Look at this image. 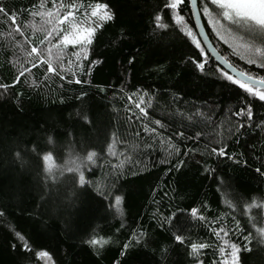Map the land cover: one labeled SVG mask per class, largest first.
<instances>
[{"label":"trees","instance_id":"1","mask_svg":"<svg viewBox=\"0 0 264 264\" xmlns=\"http://www.w3.org/2000/svg\"><path fill=\"white\" fill-rule=\"evenodd\" d=\"M99 2L109 3L114 18L96 29L82 54L86 59L70 52L62 66L47 73V64L29 55L31 47H41L28 28L42 3L51 8L53 0H0L16 17L13 22L0 13V84L12 85L24 73L6 93L0 89V264H42L36 255L42 251L49 253L50 264H119L125 258L130 264H194L190 242L208 244L200 259L219 264L225 240L252 249L241 251V264H264L256 232L264 227V175L256 171L264 172V102L252 101L251 123L233 115L243 94L185 35L177 15L197 36L188 7L178 6L174 15L164 7L167 0ZM199 12L219 54L235 69L264 77V69L216 39ZM189 57L207 59L204 71ZM156 119L163 128L152 123ZM143 124L156 132H145ZM178 131L201 135L185 139ZM220 146L225 157L209 155ZM89 150L97 154L92 161L86 159ZM46 152L53 153L54 176L41 167L39 154ZM80 171L86 189L78 184ZM115 194L122 196L119 204ZM246 205H252L247 213ZM177 209L179 219L165 222ZM211 229L228 235L217 238ZM249 233L252 239L244 241ZM176 234L185 238L183 245L175 242ZM89 237L99 243H83ZM136 239L139 245L130 249L135 257H121L122 245Z\"/></svg>","mask_w":264,"mask_h":264},{"label":"snow or ice","instance_id":"2","mask_svg":"<svg viewBox=\"0 0 264 264\" xmlns=\"http://www.w3.org/2000/svg\"><path fill=\"white\" fill-rule=\"evenodd\" d=\"M178 6L188 7L191 12L190 18H195L197 16V12H193L191 9L194 8L197 11H202L204 18L207 19L208 26L211 27L212 32H214L221 39H223L224 34H228L238 42L237 46L234 47L227 40H224V43L232 49L233 55H239L240 59L246 60L249 65H255L257 68L264 69V0H167V3L164 5L165 8L172 10L174 15ZM53 8L56 9L55 13H53L51 10L46 12V15L49 17L47 23L52 25V27L47 30V34L45 35L44 39L40 41V45L47 43L50 45V47L46 49L41 48L40 51H38V46H35L31 48V52L29 53V55H32L34 61L47 64V73H52L55 71L53 68V61L61 59L62 52V49H57L56 54L53 55L52 47H55V45H52V41L49 39V37L57 35L59 42H61L64 46L74 45L80 46L81 48L86 45L90 46L92 44V38L96 29L102 27L104 23H107L114 18V13L110 8L109 3H102L99 2V0H97V2L94 4L88 5L83 3L77 4L75 0H73L72 3L65 5L63 0H60L59 3H57L56 0H53ZM60 9H64V11L61 12ZM0 13H3L9 19L15 22V13L7 11L2 6H0ZM76 14H80L84 18V23L87 26L77 27L76 24L72 23ZM40 15L44 16L45 13L42 12ZM176 18L179 20L184 19L183 16L178 15ZM160 20L161 16L156 15L155 21L159 22ZM65 21L69 22L71 30H62L58 27V25L63 24ZM158 26L163 27V25ZM17 31H19V28H17ZM181 31H183V29H181ZM61 32L63 34L59 35ZM185 35L191 39V43L195 45L196 49L200 50L199 54L201 57H203L205 49L201 47V42L197 40V36L193 34L191 29H189ZM245 37H247V39H245ZM73 55H76L78 58L86 59V56H82L80 53L74 52ZM221 59H223V57H221ZM189 60L191 64L194 65L195 69H198L201 72L204 71L205 66L208 64L207 59L197 60L189 57ZM96 63L98 62H91L93 65ZM129 63H131V61H129ZM33 66H35V64ZM25 71H27V69H25ZM90 71L91 67L89 68V72ZM233 71H235V69H233ZM217 72L231 85H235L243 94L241 100L238 102L239 111L234 112L233 115L238 118H246V120L251 123L253 118L252 101L258 100L260 102H264V77L254 78L252 74L246 73L245 71H235V76H233L219 67L217 68ZM23 74L24 73L21 72L20 75L16 76L12 82V85L0 84V89L4 90L6 93L9 87H13L15 84L19 83L20 77L23 76ZM61 79H63V77H61ZM71 82L72 81H69V83ZM75 83L79 84L81 81L77 79L75 80ZM262 106H264V104H262ZM135 107L139 110V113H141L143 117H148V113L146 112L145 108L141 106V104L137 103ZM137 119H140V117H137ZM152 123L160 126L161 128L164 127L159 119L152 121ZM243 126L244 125L241 124V127ZM143 130L145 132H156L155 128L149 129L147 124H143ZM176 135L185 139H198L201 133L197 132L195 137H193L186 136L184 131H178ZM48 143H52L51 137L48 138ZM107 149L109 153H112L113 145L108 143ZM101 151H103V148ZM187 154L188 153L185 152V155ZM96 155L97 154L95 151L89 150L86 153V159L88 161H92ZM209 155L225 157L227 153L224 146H220L212 147ZM39 158L44 173L54 176L55 173L52 171V165L49 163L54 159L53 153L46 152L39 154ZM228 159H232V157L228 156ZM161 162L163 163V161ZM183 163L184 161L181 160L175 167H179L183 165ZM79 167V165H76L75 170L79 171ZM73 170L74 169L71 167L67 168V171L69 172H72ZM205 171H210V169L206 168ZM256 171L257 173L264 175V172H261L260 168H257ZM78 184L81 188L85 189L88 184V181L85 179V174L82 171L79 172ZM112 187L115 188V185ZM101 195L102 199H107L110 193ZM114 199L115 202L119 204L122 200V196L115 194ZM229 206L231 207V205ZM251 206L252 205L245 206V213H247L248 208ZM190 211L193 216H196L198 209L192 207ZM181 212L182 210L177 209V211L172 213L171 216L165 217L164 221L171 223L173 219L178 220L179 216L177 214ZM0 215H2V213H0ZM199 219L205 220V217L201 215L199 216ZM233 219H235V217H233ZM121 227H123V225H121ZM253 227H255V225H253ZM211 231L217 238L220 237L221 232H223L224 236L228 235V232L224 231L223 229H220L219 231L216 229H211ZM236 232L238 235L243 233V229L240 226L239 220H236ZM256 232L260 235L259 243L264 244V227L256 228ZM251 239L252 233L243 235L244 241H250ZM174 240L178 245H183L185 243V238L180 234L174 235ZM83 243L90 246H96L99 243V240L94 237H89L88 239L83 240ZM139 243V239H136L131 243H124L122 245L120 256L127 257L130 254L132 257H135L136 252H130V249L133 244L139 245ZM224 243L227 245L228 241L225 240ZM13 247L15 248L16 245H13ZM207 247H209V245L205 243L190 242L188 255L193 259L194 264H205V261L200 259V254L201 250ZM23 248L24 250H29L28 244L25 243ZM241 251L251 252L252 249L248 247L247 243L243 245V248H241L236 243H231L230 251L227 252L224 248H220L219 252L223 254L225 259L220 261L219 264H241ZM36 255L37 257L50 258V255L47 251L37 252ZM119 264H130V261L125 258L119 262ZM213 264H216V262H213Z\"/></svg>","mask_w":264,"mask_h":264},{"label":"rangeland","instance_id":"3","mask_svg":"<svg viewBox=\"0 0 264 264\" xmlns=\"http://www.w3.org/2000/svg\"><path fill=\"white\" fill-rule=\"evenodd\" d=\"M77 4H79V3H77ZM85 5H88V4H85ZM48 10L53 11V13L56 12V9H54L53 7L46 8L45 4L42 3V7H41L40 12L33 19V22L31 23V27L28 28L29 35L32 36L33 39H40V41L43 40L44 37H45V35L47 34V30L52 27V25H50V24L47 23V20L49 19V17L46 15V12ZM60 11L63 12L64 9H60ZM42 12L45 13L44 16H41L40 15V13H42ZM177 21L182 24L185 32L187 33V31L189 30V28L183 23L182 20L177 19ZM206 22H207V19H206ZM72 23L76 24L77 27H85V26H87L84 23V18L80 14H76L75 19L72 21ZM224 23H227V22H224ZM58 27L60 29H62V30H64V29L71 30L68 21H65L63 24L58 25ZM210 29H211V27H210ZM212 33L216 37V39H218L221 42H224V40H227V41L234 40V42H237L232 36H229L228 34H224L223 39H221L214 32H212ZM62 34L63 33L61 32L59 35H62ZM22 37L24 38V40L28 44L30 43V42H28L29 40H27V38L23 35V33H22ZM49 39L52 41V45H55V47H52V53H53V55L56 54L57 49H62L61 59L54 60L53 61V68H58V67L62 66V64L64 62V58H66L67 56H69L70 55L69 54L70 52L71 53L72 52L80 53L81 55L84 54L85 48L87 46L86 45L83 48H81L80 46H74V45L64 46L61 42H59V40L57 38V35H54L53 37H49ZM39 44H40V42H38V45ZM29 46H30V44H29ZM40 47L46 49V48L50 47V45H48L47 43H45L44 45H40ZM38 51H40V50L38 49ZM28 57H29V55H28ZM42 60H43V58H42ZM27 71H28V69H27ZM24 72H26V71H24ZM224 249H225L226 252L227 251H230V244H227ZM221 256H222L223 259H225V257L223 256V254H221ZM42 264H50V262H49V260L46 257H42Z\"/></svg>","mask_w":264,"mask_h":264},{"label":"water","instance_id":"4","mask_svg":"<svg viewBox=\"0 0 264 264\" xmlns=\"http://www.w3.org/2000/svg\"><path fill=\"white\" fill-rule=\"evenodd\" d=\"M193 12H197V16L195 18H192L193 25L197 34V37L199 41L201 42V45L207 52V54L215 61V63L222 68L224 71L228 72L229 74L235 76V71H239L235 69L232 65H230L224 58L221 59V55L216 50L214 45L212 44L207 31L205 29L201 14L196 9H191ZM226 61V63H225ZM235 69V71H233Z\"/></svg>","mask_w":264,"mask_h":264}]
</instances>
